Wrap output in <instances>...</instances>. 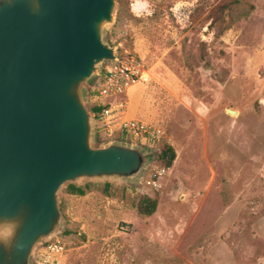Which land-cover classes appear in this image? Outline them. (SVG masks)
<instances>
[{
  "label": "rangeland",
  "instance_id": "1",
  "mask_svg": "<svg viewBox=\"0 0 264 264\" xmlns=\"http://www.w3.org/2000/svg\"><path fill=\"white\" fill-rule=\"evenodd\" d=\"M105 39L149 73L115 99L165 132L149 146L95 116V146L128 139L150 160L136 180L61 188L65 264H264V0H117ZM145 196L158 200L151 215Z\"/></svg>",
  "mask_w": 264,
  "mask_h": 264
},
{
  "label": "water",
  "instance_id": "2",
  "mask_svg": "<svg viewBox=\"0 0 264 264\" xmlns=\"http://www.w3.org/2000/svg\"><path fill=\"white\" fill-rule=\"evenodd\" d=\"M116 6L0 0V264H34L60 232L65 184L136 180L150 160L128 139L93 144L96 112L85 91L119 59L105 39Z\"/></svg>",
  "mask_w": 264,
  "mask_h": 264
},
{
  "label": "built area",
  "instance_id": "3",
  "mask_svg": "<svg viewBox=\"0 0 264 264\" xmlns=\"http://www.w3.org/2000/svg\"><path fill=\"white\" fill-rule=\"evenodd\" d=\"M91 98L101 109L98 113L101 127L109 134L121 132L126 137L143 139L153 146L164 134L162 127L142 118L128 115L127 100H116L119 95L128 94L132 85L148 79V71L142 59L132 55H120L117 62L107 63L101 72ZM68 246L65 238L55 235L40 246L34 264H65Z\"/></svg>",
  "mask_w": 264,
  "mask_h": 264
},
{
  "label": "trees",
  "instance_id": "4",
  "mask_svg": "<svg viewBox=\"0 0 264 264\" xmlns=\"http://www.w3.org/2000/svg\"><path fill=\"white\" fill-rule=\"evenodd\" d=\"M93 109L96 112V115H98L101 107L95 105ZM121 137L126 138L125 136H121ZM175 158H176V152L174 147L172 145L166 144L159 154L160 161L165 165V167H171ZM67 191L69 193L79 194V195H83L86 193V190L83 185H77L73 183L69 184V186L67 187ZM157 204H158V200L156 198L145 196L139 205V211L144 215H151L153 212H155L157 208Z\"/></svg>",
  "mask_w": 264,
  "mask_h": 264
}]
</instances>
